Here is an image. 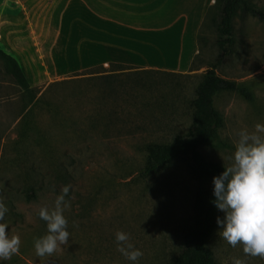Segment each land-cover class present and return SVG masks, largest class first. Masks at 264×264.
Segmentation results:
<instances>
[{
	"label": "rangeland",
	"instance_id": "obj_1",
	"mask_svg": "<svg viewBox=\"0 0 264 264\" xmlns=\"http://www.w3.org/2000/svg\"><path fill=\"white\" fill-rule=\"evenodd\" d=\"M252 1L264 7V0ZM43 6L0 0V47L19 59L38 98L29 103L0 59V199L8 208L0 222L21 239L19 254L0 264H171L186 246L198 181L183 163L145 175L147 146L188 132L195 89L215 65L219 75L251 94L222 91L215 98L228 145L201 150L211 160L231 163L237 133L264 124V21L251 15L235 20L237 51L231 56L221 55L209 13L191 57L165 59L167 54L148 48L137 59L96 60L78 37L62 44L54 36L49 40L57 32L58 12L50 16V27ZM112 73L121 84L117 95L109 84ZM64 185L71 186L64 212L69 243L52 257H38L34 240L47 234L38 211L51 207ZM31 188L35 198L27 195ZM117 231L129 234L143 252L138 261L117 251ZM218 231L208 245L219 264H232L233 257L264 264L245 256L242 246L231 247Z\"/></svg>",
	"mask_w": 264,
	"mask_h": 264
},
{
	"label": "trees",
	"instance_id": "obj_2",
	"mask_svg": "<svg viewBox=\"0 0 264 264\" xmlns=\"http://www.w3.org/2000/svg\"><path fill=\"white\" fill-rule=\"evenodd\" d=\"M212 7L213 11L209 12V9L207 17L210 13L211 22L219 31L217 45L222 56H231L237 51L235 20L238 17L251 15L264 21V7L252 0H215ZM0 59L6 71L23 89L29 103H35L37 95L19 59L2 47ZM216 68L215 65L209 66L195 89V97L191 101L192 122L188 132L175 135L170 142H152L147 146L148 154L143 170L145 175H156L183 163L198 181L193 223L186 236V246L171 264H219L208 243L217 230L216 220L220 211L212 202L215 199L213 177L223 172L224 165L209 159L201 148H225L228 145L220 133L225 119L215 105L216 96L222 91H239L249 98L251 94L247 88L240 87L236 80L219 75ZM115 74H109L113 75L109 76V84L112 92L117 95L121 84L117 83ZM27 195L35 198V189L31 188Z\"/></svg>",
	"mask_w": 264,
	"mask_h": 264
},
{
	"label": "crops",
	"instance_id": "obj_3",
	"mask_svg": "<svg viewBox=\"0 0 264 264\" xmlns=\"http://www.w3.org/2000/svg\"><path fill=\"white\" fill-rule=\"evenodd\" d=\"M35 1L46 6L50 27V16L58 12L57 32L49 34L50 41L54 36L59 44L70 43L78 37L90 44L96 60L137 59L148 48L167 54L165 59L191 57L197 52L199 29L215 4V0ZM100 51L107 55L100 56Z\"/></svg>",
	"mask_w": 264,
	"mask_h": 264
},
{
	"label": "clouds",
	"instance_id": "obj_4",
	"mask_svg": "<svg viewBox=\"0 0 264 264\" xmlns=\"http://www.w3.org/2000/svg\"><path fill=\"white\" fill-rule=\"evenodd\" d=\"M234 143V151L227 158L224 170L213 177L212 201L223 212L217 217L218 235L231 247L242 246L245 256L264 259V124L256 123L254 129L240 130ZM70 185H64L51 207L43 206L38 216L46 222L47 234L34 240L38 257H52L63 245H68L70 233L68 220L64 215L70 208L66 197ZM8 208L0 199V221ZM8 225L0 222V260H10L20 251L19 235H9ZM117 251L127 260L136 262L143 252L130 242L129 234L115 233ZM232 264H246L243 259L232 258Z\"/></svg>",
	"mask_w": 264,
	"mask_h": 264
}]
</instances>
